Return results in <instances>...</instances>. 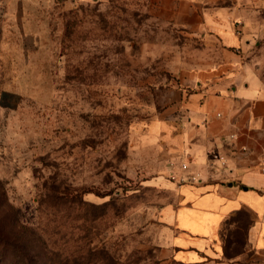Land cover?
<instances>
[{
  "label": "rangeland",
  "instance_id": "rangeland-1",
  "mask_svg": "<svg viewBox=\"0 0 264 264\" xmlns=\"http://www.w3.org/2000/svg\"><path fill=\"white\" fill-rule=\"evenodd\" d=\"M206 56L147 0H0V264H157V122Z\"/></svg>",
  "mask_w": 264,
  "mask_h": 264
},
{
  "label": "crops",
  "instance_id": "crops-1",
  "mask_svg": "<svg viewBox=\"0 0 264 264\" xmlns=\"http://www.w3.org/2000/svg\"><path fill=\"white\" fill-rule=\"evenodd\" d=\"M147 2L207 53L157 122L175 199L160 209L156 263L264 264V0Z\"/></svg>",
  "mask_w": 264,
  "mask_h": 264
},
{
  "label": "built area",
  "instance_id": "built-area-1",
  "mask_svg": "<svg viewBox=\"0 0 264 264\" xmlns=\"http://www.w3.org/2000/svg\"><path fill=\"white\" fill-rule=\"evenodd\" d=\"M75 1H82V0H75ZM262 171L264 172V163L262 165Z\"/></svg>",
  "mask_w": 264,
  "mask_h": 264
}]
</instances>
